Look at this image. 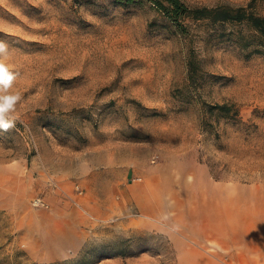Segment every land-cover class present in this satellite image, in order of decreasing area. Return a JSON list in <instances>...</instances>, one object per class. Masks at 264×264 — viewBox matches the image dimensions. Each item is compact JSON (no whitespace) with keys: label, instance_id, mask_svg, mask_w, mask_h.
<instances>
[{"label":"rangeland","instance_id":"374dc122","mask_svg":"<svg viewBox=\"0 0 264 264\" xmlns=\"http://www.w3.org/2000/svg\"><path fill=\"white\" fill-rule=\"evenodd\" d=\"M156 1L0 0V64L12 76L0 81V109L10 98L0 111V264L179 263L173 213L163 231L122 198L88 199L82 178L49 185L55 167L94 156L134 167L125 178L136 193L162 180L197 203L199 184L220 181L264 196V33L246 19L175 21ZM180 1L264 17V0Z\"/></svg>","mask_w":264,"mask_h":264},{"label":"crops","instance_id":"0c3cea01","mask_svg":"<svg viewBox=\"0 0 264 264\" xmlns=\"http://www.w3.org/2000/svg\"><path fill=\"white\" fill-rule=\"evenodd\" d=\"M122 161L123 158L118 156L108 160L107 165L100 166L98 164L102 159L94 156L80 166V163L57 166L50 175L49 185L61 190V182L71 181L72 175L82 178L78 186L86 189L88 199L110 206L115 202V196L122 198L144 215L154 219L159 217V220L145 222V225L150 224L163 231L166 230L164 225H167L162 220L163 216L167 212L173 213L172 221L177 229H170L169 236L180 258L178 264H226L221 261L220 248L231 249L230 256L235 264H264V196L259 197L255 193L249 197L246 191L233 194L227 183L213 181L199 184L201 188L190 193L194 198L198 196L199 202L192 203L187 198L188 193L177 192L179 183H172L166 188L160 179L157 188H151L144 182L140 186L142 192L136 193L133 179L125 178L135 168L119 166ZM58 170L66 173L60 174ZM96 184L99 188L105 185L104 190L100 193L95 191ZM168 188L169 195L176 197L170 205L166 203ZM184 199L189 203H183ZM249 221L255 224V231L251 233L247 229ZM187 237L207 241L215 250L205 252L201 247L186 246L181 238Z\"/></svg>","mask_w":264,"mask_h":264},{"label":"trees","instance_id":"16d2710c","mask_svg":"<svg viewBox=\"0 0 264 264\" xmlns=\"http://www.w3.org/2000/svg\"><path fill=\"white\" fill-rule=\"evenodd\" d=\"M169 4L165 5L162 1L157 0L156 3L163 9L167 10L170 8L171 14L173 13L174 20L177 21L176 15H187L190 14L193 18H205L209 17L214 21H242L248 20L256 29L264 33V17L255 15H246L241 10L231 11L228 9H188L180 0H168ZM101 254V253H100ZM100 255L99 257H102ZM80 260H76L74 264H77ZM62 264H67L63 262Z\"/></svg>","mask_w":264,"mask_h":264},{"label":"clouds","instance_id":"9594fccd","mask_svg":"<svg viewBox=\"0 0 264 264\" xmlns=\"http://www.w3.org/2000/svg\"><path fill=\"white\" fill-rule=\"evenodd\" d=\"M0 51H3V45H0ZM0 68H2L3 69V72H4V80H3V83H4L5 87H6L8 85V83L12 80V76L11 75H8L6 73V69L4 68V66L2 64H0ZM4 100H5V103L3 105V109H7L9 107L10 98L5 97ZM3 109H0V111H3Z\"/></svg>","mask_w":264,"mask_h":264},{"label":"built area","instance_id":"2783aa9c","mask_svg":"<svg viewBox=\"0 0 264 264\" xmlns=\"http://www.w3.org/2000/svg\"><path fill=\"white\" fill-rule=\"evenodd\" d=\"M152 161H154V160H152ZM33 204H35V205H41V206H47V204L44 201H42L40 198H35L33 200Z\"/></svg>","mask_w":264,"mask_h":264},{"label":"snow or ice","instance_id":"6c2138e0","mask_svg":"<svg viewBox=\"0 0 264 264\" xmlns=\"http://www.w3.org/2000/svg\"><path fill=\"white\" fill-rule=\"evenodd\" d=\"M3 76H4L3 69H2V68H0V81H2V79H3Z\"/></svg>","mask_w":264,"mask_h":264}]
</instances>
